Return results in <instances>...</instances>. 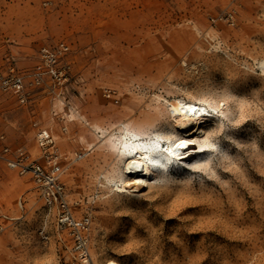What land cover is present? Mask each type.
Returning <instances> with one entry per match:
<instances>
[{
    "label": "rangeland",
    "instance_id": "1",
    "mask_svg": "<svg viewBox=\"0 0 264 264\" xmlns=\"http://www.w3.org/2000/svg\"><path fill=\"white\" fill-rule=\"evenodd\" d=\"M59 43V78L32 84ZM262 62L264 0H0V78L28 93L0 90V264H81L56 207L2 159L22 148L48 168L38 128L58 137L74 216L91 215L94 264H264ZM224 103L216 119L201 108ZM194 105L214 144L203 169L117 192L124 133L153 142Z\"/></svg>",
    "mask_w": 264,
    "mask_h": 264
},
{
    "label": "built area",
    "instance_id": "2",
    "mask_svg": "<svg viewBox=\"0 0 264 264\" xmlns=\"http://www.w3.org/2000/svg\"><path fill=\"white\" fill-rule=\"evenodd\" d=\"M68 52V46L64 43L40 50L41 62L34 69L32 84L39 85L44 75L52 78H59L61 71L57 66L59 60ZM0 90L4 93H12L20 104H25L28 93L23 81V77L12 69L8 74L0 78ZM36 142L49 167L31 160L30 156L22 149L10 150L9 147L3 148L2 159L7 167L17 172L20 176L30 175L36 184L43 201L50 208L57 209V222L65 229L69 230L73 242V251L81 264H94L89 254L88 232L92 218L90 214H84L81 218L75 219L65 198L64 186L60 181L63 173L62 167L57 163H52L57 158L54 154L58 142V137L53 135L49 129L38 128L36 132ZM52 151V152H51ZM52 155H54L52 157ZM81 154L78 155L80 157ZM50 156V157H49ZM52 163V164H51Z\"/></svg>",
    "mask_w": 264,
    "mask_h": 264
},
{
    "label": "bare ground",
    "instance_id": "3",
    "mask_svg": "<svg viewBox=\"0 0 264 264\" xmlns=\"http://www.w3.org/2000/svg\"><path fill=\"white\" fill-rule=\"evenodd\" d=\"M260 69L264 70V62L261 63ZM201 108L207 112L211 111L215 115L214 119L223 116L227 111L225 103ZM198 110L199 106H189L183 119L175 120L174 129L155 134L153 142H144L138 136L125 132L123 147L126 148L127 156L123 161L120 176L113 182L116 191L138 192L139 189L167 174L178 175L201 165L204 167L206 161L204 155L210 150L214 151V144L202 127L204 123L198 122L193 114ZM178 112L176 107L172 108L173 115H177ZM181 145L186 147H180ZM78 155L75 160L82 157V154L80 157ZM74 218L79 219L75 216ZM106 264L118 263L108 261Z\"/></svg>",
    "mask_w": 264,
    "mask_h": 264
},
{
    "label": "snow or ice",
    "instance_id": "4",
    "mask_svg": "<svg viewBox=\"0 0 264 264\" xmlns=\"http://www.w3.org/2000/svg\"><path fill=\"white\" fill-rule=\"evenodd\" d=\"M180 147H186L185 145H181Z\"/></svg>",
    "mask_w": 264,
    "mask_h": 264
}]
</instances>
